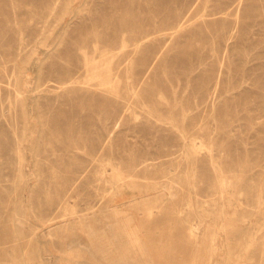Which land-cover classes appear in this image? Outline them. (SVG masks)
Returning a JSON list of instances; mask_svg holds the SVG:
<instances>
[{
    "label": "rangeland",
    "instance_id": "obj_1",
    "mask_svg": "<svg viewBox=\"0 0 264 264\" xmlns=\"http://www.w3.org/2000/svg\"><path fill=\"white\" fill-rule=\"evenodd\" d=\"M0 264H264V0H0Z\"/></svg>",
    "mask_w": 264,
    "mask_h": 264
},
{
    "label": "bare ground",
    "instance_id": "obj_2",
    "mask_svg": "<svg viewBox=\"0 0 264 264\" xmlns=\"http://www.w3.org/2000/svg\"><path fill=\"white\" fill-rule=\"evenodd\" d=\"M123 2V1H122ZM138 3V2H137ZM123 4V3H122ZM139 4V3H138ZM154 5V4H153ZM46 13V12H45ZM44 13V14H45ZM64 14V13H63ZM86 19V18H85ZM215 26V25H214ZM223 28V27H222ZM221 28V29H222ZM247 34V33H246ZM236 36V35H235ZM240 36V35H239ZM40 40V39H39ZM29 41V40H28ZM41 41V40H40ZM202 43V42H201ZM193 44V43H192ZM217 44V43H216ZM21 45V44H20ZM219 46V45H218ZM24 47V46H23ZM34 49V48H33ZM84 50V49H83ZM213 53V52H212ZM116 56V55H115ZM219 57V56H218ZM95 75V74H94ZM109 84V83H108ZM10 106V105H9ZM24 153V152H23ZM25 153H26V151H25ZM25 155H27V154H25ZM23 157H25V156H23ZM23 161V160H22Z\"/></svg>",
    "mask_w": 264,
    "mask_h": 264
}]
</instances>
